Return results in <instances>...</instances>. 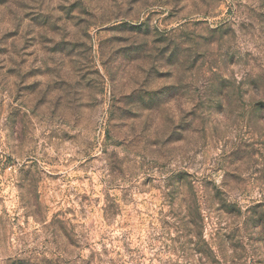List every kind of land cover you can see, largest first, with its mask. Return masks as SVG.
<instances>
[{"label": "rangeland", "instance_id": "rangeland-1", "mask_svg": "<svg viewBox=\"0 0 264 264\" xmlns=\"http://www.w3.org/2000/svg\"><path fill=\"white\" fill-rule=\"evenodd\" d=\"M0 264H264V0H0Z\"/></svg>", "mask_w": 264, "mask_h": 264}, {"label": "trees", "instance_id": "trees-1", "mask_svg": "<svg viewBox=\"0 0 264 264\" xmlns=\"http://www.w3.org/2000/svg\"><path fill=\"white\" fill-rule=\"evenodd\" d=\"M202 252H203V251H200L201 254H202ZM203 253H204V255H206V252H203Z\"/></svg>", "mask_w": 264, "mask_h": 264}]
</instances>
